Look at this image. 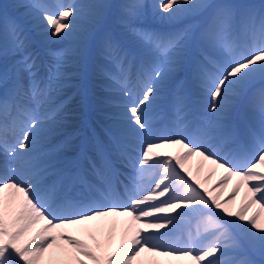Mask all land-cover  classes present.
Returning <instances> with one entry per match:
<instances>
[{
	"label": "snow or ice",
	"instance_id": "snow-or-ice-1",
	"mask_svg": "<svg viewBox=\"0 0 264 264\" xmlns=\"http://www.w3.org/2000/svg\"><path fill=\"white\" fill-rule=\"evenodd\" d=\"M21 6L40 13L37 19L42 21L45 39L67 38L80 16V6L62 0L52 5L31 0ZM89 7V18L96 26L107 6ZM154 7L162 20L201 10H208V16L200 25L157 32L140 27L141 0H124L119 5L122 28L141 48L139 59L110 32L99 35L96 53L104 61L98 65L102 77L110 84L114 81L128 99L124 105L127 142H114L111 150L95 143L98 160L87 157L86 146L82 147L87 169L68 171L49 160L39 168H29L28 179H0V264H40L50 250L48 264H133L142 253L152 254L149 264H161L156 259L160 257L187 258L191 264H264V3L237 7L206 0H158ZM8 35L10 47L0 44V56L11 54L19 60L12 70L10 97L0 98V149L8 158L31 159L40 121L35 110L17 98L23 94L39 105L53 86L61 88L70 77L64 71L67 53L48 50L53 63L41 87L36 79L39 57L24 27L13 22ZM193 48H198V55L191 57L192 76L205 109L217 113L230 106V95L242 100L250 114L242 133L219 123L208 130L196 127L176 135L153 132L147 112L158 93L157 82ZM82 54V50L77 52ZM258 80L261 86L255 88ZM7 82V73L0 75V85ZM178 87L175 110L177 119L183 121L184 97L182 86ZM10 130L15 135L12 143L8 142ZM165 148L177 151L175 155L159 151ZM193 158H198L195 173L190 166ZM125 162L135 173L127 177L130 181L150 174L152 183L138 185L126 203L98 205L97 200L110 195L114 182L124 175L118 165ZM206 166L208 172L201 179ZM216 170L222 173L209 187ZM49 174L56 179L45 183ZM233 178L230 195L221 199ZM242 189L241 204L233 211L230 205ZM109 216L129 218L124 236L112 251L105 253L94 234H90L93 246L64 231ZM180 218L191 225L183 246L162 231H170Z\"/></svg>",
	"mask_w": 264,
	"mask_h": 264
},
{
	"label": "bare ground",
	"instance_id": "bare-ground-1",
	"mask_svg": "<svg viewBox=\"0 0 264 264\" xmlns=\"http://www.w3.org/2000/svg\"><path fill=\"white\" fill-rule=\"evenodd\" d=\"M234 1L235 2L233 3L231 0H218V1H216V0H206L207 3H211L213 5H233V4H235L236 6L237 5H241L242 7L243 6H255L256 7V5H254V3H257L259 5L264 3V0H234ZM12 2H15L16 8L9 15V17L12 16V18L14 20H16L14 18V16L18 17L20 19L19 21H20L21 25L24 27V29H26V30H30L31 29L33 32H35V34L32 35V36L35 38L37 44L43 43L45 46H50V47H45L44 46L46 51H48L49 49H58V47H60V49H65V50H68V49L70 50L71 49L72 50V55H69L67 53V56H66V59H65V64H66V61L69 60V62L72 65H74V66L80 65V61H82L83 57L85 56L84 52H85L86 46H88V47L92 46L93 33H95V35H94V37H95V36H98L99 32H101L103 30V29H100V30L96 31V28L99 27L101 22L98 25L94 26L92 24L90 18H89V15L88 14H84V11H88V10L90 11V7L89 6H91V5H100V4L106 5L107 7H105L103 9V13L104 14H103L102 20L103 19L107 20L108 18L109 19L111 18L116 23L120 22L119 21L120 20V13L115 8L116 6H118L120 4L119 2H116L113 5V3H112L113 1L112 0H108V1H105V2L96 1V0H85V1L84 0H77L75 2V5H78V6H82L83 5L80 8V11L82 13L80 12V16L76 20V22H78L79 24L78 23L74 24L75 26L73 28V31L71 32V33H73V35L70 34L67 38L60 39V41H64V42L60 43V45H54V43L57 40H53L51 42L50 41H46L45 37L43 35H41V29L40 28H42V21L37 19L39 17L40 13L35 15L34 14L35 10L27 9L25 7H22L21 5H23V4L17 3V0H12ZM204 11H205V13L208 12V10H204ZM29 13H32V14L30 15ZM154 14H159V13H154ZM187 16H191V15H187L186 13L185 14L182 13L179 17L175 18V20L181 21V20H184ZM148 17H149L148 14L146 16L145 15H141V17H140V19H141L140 22L143 23L142 26L145 29H147L148 25H151L148 22V21H151V20L148 19ZM168 21H169V23H167L166 26H165V24L162 25L161 28L163 30L164 29L169 30V27L173 24L174 19L173 20H168ZM82 22L83 23L88 22V23H90V26L88 24H84L83 25ZM158 25H160V24H158ZM6 30H5V27L3 28V27L0 26V39L4 36L3 33L5 34ZM78 30H84L87 33H89L87 30H89L91 34H89V36L86 39H77V38H81V37L77 36V31ZM74 31H76V32H74ZM32 45H33V43H32ZM130 45H132V44H130ZM37 48H38V45H36V47H35L36 53H38L37 52ZM81 50H82L83 54L82 55H77V52L81 51ZM95 51H96V49H95ZM92 55H94V51L92 52ZM137 57L139 58V55H137ZM47 58H48L47 63L49 62V60L52 61V58L50 56H48ZM18 60H19V57L13 56L11 54L6 55V56H0V67L1 66H4V67L6 66L7 67V69H4L2 67L0 68V75L8 73L9 71L11 72V68H13L14 64L17 63ZM11 63H14V64L8 66ZM180 65L182 66V63ZM177 68L174 71V73H172L171 76H169V79L172 76L180 75V73H182L183 77L188 78V76H186L188 73L185 74V72L183 71L184 70L183 66H182V71H177L179 69V68L178 69ZM40 70H41V68H40V66H38V72H40ZM76 72H77L78 76L80 77L79 68L76 69ZM43 77L46 78V79L48 78L46 76V72H45ZM27 78H28L27 74H24V83H25V85L27 84V81H28ZM81 78L83 79V76H81ZM189 80H190V85L192 86L191 87L192 90L190 88L186 89V87H184L183 93H182V95L184 97V104H185L184 120L183 121H184V123H186L187 128L182 129V130H180L178 128V125H180V123H182L183 121L177 119L176 110H175V104L174 103H172V105H171V103L168 104V106L171 105L170 108L172 109V111H174L173 114H166L163 110H162V112H158V111H154L153 112V114L155 115V118H156V122L158 124L159 123L170 124V127L177 134L180 133V132H183V131H191L193 125H195L196 127L200 128V126L203 124L202 127L205 129L206 126L209 127L213 123H219L220 125H223V126H232V127H234L237 130L238 133H242L243 132V129L239 128V121H244L245 119L249 120L250 114L248 113L247 107H246V105L244 104V102L242 100L239 102L238 101L239 99H237V98H235V97L230 95L229 96V105L230 106L225 107L224 109H222L221 111H219L217 113H211V112L207 111L205 109V107H204V103L205 102H204V100L202 98V95H201L200 89H199V87L197 85V82L193 79V76H190ZM8 83L11 84L12 83V79L8 78ZM65 84L73 85V84L69 83L68 80L66 81ZM105 84H106L107 87H115V84H110L108 81H105ZM259 87L260 86H257L255 88H259ZM69 91H70V89H68V87H66L65 85H63L58 90L55 88V86H53V89L51 91H49V93L47 95V98L46 99L42 98V101H43L42 103H44L48 99V97H50V96H52L54 100H57V99L63 97V99L60 101V102H62V101L65 100V98H66L65 96L68 95ZM4 92H8V91L5 90ZM110 94H112V96H110L108 94V91L99 93V95H101L102 98L104 99V100H100L101 105L103 107V109H102L103 112L102 113H94V112H92L91 116H96L99 119H101L102 121H106V122H108V123H110L112 125H114V124L119 125L118 127H124L125 126L124 128L129 129V126H128L127 122L124 121L125 109L118 105V102L120 100L122 101V99H123V101L124 100L127 101L126 97L119 96V94H116V93H110ZM19 97L21 99H23L24 95L21 94ZM0 98H3V97H0ZM193 98H195L194 101H192ZM25 99L28 102H30L27 99V97H25ZM84 101H85V97L84 96L78 102H74V101L68 102L66 100L65 101V108L67 107L68 110H70V109L74 110V107H76V106L81 108L82 107L81 106V102H84ZM165 101H167L166 98H165ZM163 102H164V99H163ZM36 114L41 115L42 112L39 111V112L35 113V115ZM107 115H111V116L107 117ZM58 128L60 130H57V132H58L57 135H55L53 138L51 137V138H46V139H43V140L52 141V140L56 139V137L62 138V136H64L59 141L57 146L56 145L53 146V147H61L62 146L61 152H74L76 150L81 149L82 145H83V147L84 146L93 147V142L96 141L97 137L99 136V134L96 133V134H94V136L87 138L82 143H81V141H77L76 142V138L74 137V131L70 130V127L64 128L63 126H59L58 125V126H55V127H49L47 129H41V130L36 131V133H37L36 134V138H41L46 131L56 130ZM208 129H206V130H208ZM103 130H102V132H103ZM153 132H154V130H153ZM127 134H128V130H127ZM238 139H242V136L240 138H238ZM168 149H169L168 153H171V154L175 155V153L177 151L176 148H168ZM39 152H40V150H37V148H36L30 153V156L32 157L35 154H38ZM4 158L6 160H9V158L6 157V156H4ZM57 159L59 160V162H56L57 168H62L63 169V166H61V165L64 162L63 161L64 159L62 157H58ZM25 160H29V159H27L25 157L17 156L15 159H12V162H10V164L14 163V162H19V161H25ZM197 160H198V158H193L192 161L190 162V166H191V168H192L194 173H195V166H196ZM37 161L38 160L33 161L30 164L37 163ZM10 164H8V165H10ZM43 165L44 164H37V166L35 168H39V167H41ZM0 167H1L0 168V179L10 178L8 176V174H7V171L3 170V168H5L7 166H0ZM127 169H124L122 171L124 173V175H122V178L120 179V181L117 182L116 186H117V189H118L119 192L126 191V188H127L125 185H120V183L122 181H124V180H127V183H129L130 180L127 177L129 175H135L134 171H132V166L130 164H127ZM207 172H208V167L206 166L204 171L200 174V178L203 179V177L207 174ZM221 173H222V170H216L215 175L208 182V186L209 187L214 186L218 182V179H219ZM21 174L22 173H19L18 175H21ZM16 175L17 174H15V176ZM138 178H139V176H136V180L135 181H138L137 180ZM55 179H56L55 176L49 174V175H46L44 182L45 183H51ZM234 183H235V178H233V180L229 182L227 188L223 189V195L221 196V199L228 198V196L230 195V191H231L232 185ZM136 185H138V183ZM218 191H219V189H218ZM132 194H134V190H132L130 188L129 192H127V194H125V195L127 197H129ZM243 195H244V190L242 189L240 195L235 198V203L230 205V207L232 208L233 211H235V210H237L239 208V206L241 204V201L243 199ZM97 204L98 205H104V204H108V203H105V202L102 201V202H97ZM114 218H115V216H109V217H105V218H100V219H98L96 221H92L88 225L70 227V228L78 229V231H76V233H74V234H73V231H68V228L65 229V230H66L67 234H72V235H76V236L85 238L93 246H94V241L90 238V234H94L96 236V240L99 241V242H102V245L104 246V252L106 253V252H109L110 250L115 249V247H117V245L119 244L118 243L116 245L113 242V232L115 231V227L113 225ZM175 225H177V223ZM174 226H170V228H172ZM37 227H39V225H37ZM127 227H128V225H127ZM187 235H188V233L186 232V238H187ZM122 236H124V234H122ZM51 256H52V250H50L48 253L44 254V257L40 261V264H48V261L51 258ZM152 259H154V258L152 257L151 253H142L141 256L139 258H137L136 261L133 262V264H149V262ZM156 259H159L161 261V264H191V261L188 260L187 258L175 259V258L160 257V258H156Z\"/></svg>",
	"mask_w": 264,
	"mask_h": 264
},
{
	"label": "rangeland",
	"instance_id": "rangeland-1",
	"mask_svg": "<svg viewBox=\"0 0 264 264\" xmlns=\"http://www.w3.org/2000/svg\"><path fill=\"white\" fill-rule=\"evenodd\" d=\"M77 0H62V2L63 3H65V4H68V3H72V4H75V2H76ZM85 1V0H84ZM96 1H103V2H105V1H108V0H96ZM113 2V5L116 3V2H119L120 4L122 3V2H124V0H119V1H116V0H112ZM152 1V0H151ZM151 1H147V3H146V10H147V12H148V2H151ZM216 1H218V0H216ZM233 3L235 2L234 0H231ZM31 2V0H17V3H20V4H28V3H30ZM39 2H42V3H45V4H49V5H52V4H54L55 3V0H39ZM157 0H153V7H154V5L155 4H157ZM4 4H7V6L10 8V10L8 9L7 10V13H8V15H10L12 12H13V10L16 8V4H15V2H12V0H0V7H3V5ZM85 4V3H84ZM119 4V5H120ZM118 5V6H119ZM83 6V5H82ZM82 6H80V8L82 7ZM118 6H116L115 8L119 11V13H120V8L118 7ZM233 6H235V4H233ZM7 7V8H8ZM145 8V7H144ZM155 8V7H154ZM81 12V11H80ZM89 10L88 11H84V14H88L89 15ZM205 12V11H204ZM39 12H37L36 10H35V12H34V14L36 15V14H38ZM82 13V12H81ZM1 15H0V24L3 26V27H5V29H7V28H9V25H11L12 23H13V21L12 20H10V19H6L7 17H6V14H5V12L4 11H2L1 13H0ZM144 13L142 12V15H143ZM185 14V13H184ZM199 13H196V14H187V15H191V16H194V15H198ZM164 15H166V14H164ZM158 16H159V18L161 19V14L159 13L158 14ZM188 17V16H187ZM187 17L183 20V22H181L180 23V21H179V23H178V20H176L175 21V23H178V24H176L177 26L174 28V31H176V30H178V29H181V28H183L184 26H186V25H196V16H194V20H191V21H189L188 19H187ZM113 21V20H112ZM120 21V20H119ZM141 21V19L139 20V25H140V27L142 26V24L143 23H141L140 22ZM146 21V20H145ZM186 21H189V24H186V23H184V22H186ZM151 25H154V24H152V21H148ZM4 23V24H3ZM75 23H78V22H76V20L74 21V24ZM83 23V22H82ZM79 24V23H78ZM84 24H88L89 26H90V23H88V22H85V23H83V25ZM108 25L110 24L109 22L107 23ZM6 25V26H5ZM118 25H121V23L119 22L118 23ZM158 24H155L154 26H157ZM92 27V26H91ZM173 27V24L169 27V30L168 31H170V29ZM90 28V27H89ZM142 28H143V26H142ZM73 31V30H72ZM89 33H87V32H85L84 30H78L77 31V36H79V37H81L82 39H85V38H87L88 36H89V34H91L90 33V31L89 30H87ZM167 31V32H168ZM25 32H26V30H25ZM74 32H76V31H74ZM106 32H110V33H112L113 35H114V32H116V28L115 27H113V25L112 24H110L108 27H107V31ZM123 33L124 34H128L125 30L123 31ZM26 34H27V32H26ZM70 34H72L73 35V33H70ZM97 35V34H96ZM115 36V35H114ZM116 37V36H115ZM117 38V37H116ZM129 38H130V36H129ZM0 44H4V45H7V46H9L10 47V43H11V41H10V37H9V35H8V29L6 30V34H4V36L0 39ZM3 41V42H2ZM46 41H53V40H51V39H46ZM10 42V43H9ZM57 42H61L60 40H57L56 41V43ZM129 43V42H128ZM48 44V43H47ZM135 47V46H134ZM65 48V47H64ZM136 48H138V47H136ZM139 49V48H138ZM65 50V49H64ZM70 52H71V50H69ZM51 63H53L52 61H50L49 60V62L47 63V64H51ZM181 65H179L178 66V68L180 67ZM6 67V66H5ZM177 68V69H178ZM110 70L111 71H116V69H113L112 68V66H111V68H110ZM179 70V69H178ZM177 70V71H178ZM181 71H182V67H181ZM46 72V76L48 77V71H45ZM165 73H166V71H165ZM164 73V74H165ZM172 74V73H171ZM169 76H171V75H168L166 78H164V79H161V81H167L168 79H169ZM178 76V75H177ZM180 76L181 77H183V75H182V73H180ZM185 78V77H184ZM113 84H115V82L113 81L112 82ZM158 85H160V82H158V84H157V86ZM178 84L177 83H174L173 84V89L174 90H177L178 88V86H177ZM184 87H186V85L184 84L183 86H182V89H184ZM192 87V86H191ZM107 88V89H106ZM161 89H163V88H158V90H161ZM100 90V91H99ZM108 91V92H111V91H113V93H116V94H119V96H122V97H125V96H123V95H121L120 93H121V91H120V89L118 88V87H107V86H104V85H102L101 84V86H100V88H98V90H97V93L98 92H104V91ZM176 93V91L174 92V94ZM172 97H176L175 95H173L172 94ZM173 113H174V111H173ZM52 121V120H51ZM54 122H56L57 121V119H54L53 120ZM75 120H73V122H74ZM243 122V121H242ZM125 127V126H124ZM204 129V128H203ZM14 138H15V136H14ZM8 142L10 143V140H8ZM12 143V142H11ZM76 230H78V229H76ZM87 243H89L87 240H85ZM90 244V243H89ZM91 245V244H90ZM88 264H91V261L90 262H88Z\"/></svg>",
	"mask_w": 264,
	"mask_h": 264
}]
</instances>
